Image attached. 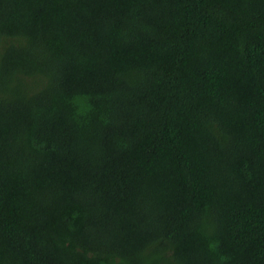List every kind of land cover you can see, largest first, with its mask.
Returning <instances> with one entry per match:
<instances>
[{
	"label": "trees",
	"instance_id": "trees-1",
	"mask_svg": "<svg viewBox=\"0 0 264 264\" xmlns=\"http://www.w3.org/2000/svg\"><path fill=\"white\" fill-rule=\"evenodd\" d=\"M0 264H264V0H0Z\"/></svg>",
	"mask_w": 264,
	"mask_h": 264
}]
</instances>
